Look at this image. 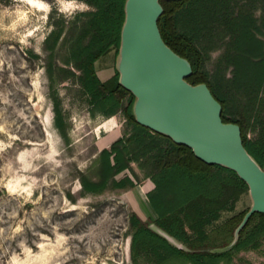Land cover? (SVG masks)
I'll return each instance as SVG.
<instances>
[{
    "label": "trees",
    "instance_id": "1",
    "mask_svg": "<svg viewBox=\"0 0 264 264\" xmlns=\"http://www.w3.org/2000/svg\"><path fill=\"white\" fill-rule=\"evenodd\" d=\"M91 11L82 14L80 32L73 40L64 65L71 71L93 107L111 118L121 113L128 127L95 162V179L80 178L82 189L101 195L107 190L133 189L128 175L116 179L136 163L154 188L147 193L153 217L143 221L129 216L130 257L133 264L147 258L150 264H231L240 252L257 251L264 240V215L253 214L234 246L226 249L249 206L236 212L248 195L246 184L223 167L206 165L192 151L169 138L138 125L132 115L134 97L118 84V73L102 82L95 62L120 44L126 0H83ZM164 11L158 27L164 43L192 66L188 83H204L221 104L224 123L237 124L246 151L264 170V0H180L160 2ZM63 28L51 32V55ZM219 43V46H216ZM221 50L208 72L209 54ZM53 89V64L47 67ZM53 122L67 140L61 104L52 92ZM127 99V100H126ZM126 100V101H125ZM252 135L253 137H250ZM223 214H229L220 222ZM168 235L183 249L158 234Z\"/></svg>",
    "mask_w": 264,
    "mask_h": 264
},
{
    "label": "rangeland",
    "instance_id": "2",
    "mask_svg": "<svg viewBox=\"0 0 264 264\" xmlns=\"http://www.w3.org/2000/svg\"><path fill=\"white\" fill-rule=\"evenodd\" d=\"M36 1L40 5L0 0V264H133L129 216L153 217L144 189L154 186L131 163L116 179L128 175L135 188L101 195L82 189L80 178L95 179L99 153L128 127L121 113L108 118L96 111L77 79L61 70L79 75L64 61L80 32L81 15L91 8L83 0ZM58 28L63 34L51 55L47 38ZM220 54H209L208 72ZM116 57L111 48L95 62L102 82L114 75ZM53 91L67 140L54 126ZM249 204L243 196L236 212ZM138 264L150 263L142 257ZM231 264H264V240L259 250L236 254Z\"/></svg>",
    "mask_w": 264,
    "mask_h": 264
},
{
    "label": "water",
    "instance_id": "3",
    "mask_svg": "<svg viewBox=\"0 0 264 264\" xmlns=\"http://www.w3.org/2000/svg\"><path fill=\"white\" fill-rule=\"evenodd\" d=\"M161 1L180 0L125 1L115 61L118 84L134 97L132 115L138 125L189 148L206 165L234 172L246 184L249 209L235 229L229 249L253 214L264 215V170L246 151L240 127L222 121V106L207 85L188 83L190 62L170 49L160 34L158 19L164 11ZM150 227L183 249L168 235Z\"/></svg>",
    "mask_w": 264,
    "mask_h": 264
},
{
    "label": "bare ground",
    "instance_id": "4",
    "mask_svg": "<svg viewBox=\"0 0 264 264\" xmlns=\"http://www.w3.org/2000/svg\"><path fill=\"white\" fill-rule=\"evenodd\" d=\"M30 2H32L33 4H38V5H40V3H38V1H36V0H29Z\"/></svg>",
    "mask_w": 264,
    "mask_h": 264
},
{
    "label": "crops",
    "instance_id": "5",
    "mask_svg": "<svg viewBox=\"0 0 264 264\" xmlns=\"http://www.w3.org/2000/svg\"><path fill=\"white\" fill-rule=\"evenodd\" d=\"M97 76H98V74H97ZM110 78V77H109ZM110 138V137H109ZM108 138V140L107 141H109V140H111V139H109ZM103 144V146H106V143H102ZM149 192V191H148Z\"/></svg>",
    "mask_w": 264,
    "mask_h": 264
}]
</instances>
